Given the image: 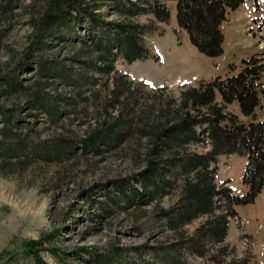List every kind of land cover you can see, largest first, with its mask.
Masks as SVG:
<instances>
[{
	"label": "rangeland",
	"instance_id": "1",
	"mask_svg": "<svg viewBox=\"0 0 264 264\" xmlns=\"http://www.w3.org/2000/svg\"><path fill=\"white\" fill-rule=\"evenodd\" d=\"M29 2L0 0V130L3 112L19 122L15 129L27 142L64 138L71 145L60 160L48 161L38 146L25 166L0 167V264H35L25 254L23 241L39 239L43 240L41 254L49 264H173L175 256L176 264H264V187L253 202L236 206L238 216L229 219L226 239L207 243L206 255L200 257L183 248L173 253L170 246L180 237L179 231L169 228L161 208L169 209L177 201L181 177L168 179V185L161 182L157 194L143 184L145 139L85 146L84 140L101 121L93 100L73 112L61 102L53 120L45 114L42 105L46 102H36L33 92L43 89L48 96L61 93L68 97L73 94V84L58 76L38 74L36 59L63 67L66 77L81 73L87 78L92 72L71 59L82 48L78 42L45 36L46 47L31 46L32 28L26 15ZM165 2L171 9L169 21H157V29L145 36L147 46L159 58L134 62L118 58L114 63L130 80L148 83L150 93L153 87L166 86L167 93L178 97L184 83L197 85L200 80L236 74L243 60L251 56H259L264 63V0H245L238 8L227 10L219 56L199 52L178 25L175 2ZM111 4H102L100 14L105 20L121 19ZM138 19L149 23L154 17ZM88 29L83 25L77 32L84 36ZM85 58L103 65L96 53ZM5 78L29 89L4 93ZM217 101H221L219 95ZM238 106L233 102L226 110L249 121L251 117L243 115ZM256 114L264 118V97ZM191 149L205 152L210 147L200 143ZM2 154L3 147L0 161L6 159ZM8 160L18 162L16 155ZM245 164L244 156H219L217 185L228 181L226 185L235 193L246 194L248 187L242 181ZM205 220L202 216L181 229L191 235ZM100 256L109 261H98Z\"/></svg>",
	"mask_w": 264,
	"mask_h": 264
},
{
	"label": "trees",
	"instance_id": "2",
	"mask_svg": "<svg viewBox=\"0 0 264 264\" xmlns=\"http://www.w3.org/2000/svg\"><path fill=\"white\" fill-rule=\"evenodd\" d=\"M165 1L175 2L178 25L187 31L195 48L207 56L222 54L221 25L226 20L227 10L232 11L245 2L30 0L26 15L32 28L31 46L46 47L45 36L78 42L82 48L71 59L82 69L92 72L87 78L81 73L66 77L63 67L49 66L44 60L36 59L38 74L69 81L73 84V94L63 97L58 93L53 97L43 94L41 89L33 92V98L39 103L46 102L42 107L52 120L61 102L73 112L80 105L95 101L94 108L101 121L84 140L87 147L132 138L145 139L147 166L140 174L143 184L151 186V192L157 194L161 182L168 185L170 178L175 181L180 176L182 179L177 201L169 209L161 208V217L180 235L170 251L177 253L183 248L203 257L207 243H222L226 239L229 219L238 216L236 206L253 202L264 187V118L256 114L264 97V63L259 56H251L243 60L236 74L200 80L197 85L184 83L178 97L167 93L166 86L153 87L150 93L146 90L148 83L130 80L126 73L116 70L114 63L118 58L128 62L159 58L147 46L145 36L157 29V21H169L171 9ZM105 3H112L115 13L122 18L105 20L99 12ZM143 15H152L154 20L142 23L138 18ZM83 25L89 28L84 35L86 38L77 32ZM93 53L103 61L102 66L85 58ZM98 72L101 78L93 76ZM4 85L3 92L7 94L29 89L10 78H5ZM218 95L221 101H217ZM233 102L239 104L243 115L251 117L249 121H241L227 112L228 105ZM2 115L4 127L0 130L3 139L0 148L3 147L2 156L6 158L0 161L2 169L25 166L38 146H42L48 161L60 160L68 153L71 144L64 138L27 142V138L15 129L19 122L8 114L2 112ZM200 143L208 144L210 149L205 152L191 149L193 144ZM231 154L246 158L242 181L248 191L244 195L235 193L226 185L228 181L221 187L215 182L218 157ZM12 155L17 156L18 162L8 160ZM202 216H206V220L193 234L182 231L181 228ZM42 245L40 239L23 241L25 254L32 257L35 264H49L41 254ZM100 257L98 261H109ZM175 259L179 262L175 256L173 264H176Z\"/></svg>",
	"mask_w": 264,
	"mask_h": 264
}]
</instances>
